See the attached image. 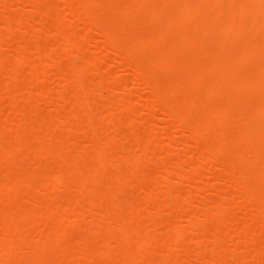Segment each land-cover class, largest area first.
Returning a JSON list of instances; mask_svg holds the SVG:
<instances>
[{"label": "bare ground", "instance_id": "bare-ground-1", "mask_svg": "<svg viewBox=\"0 0 264 264\" xmlns=\"http://www.w3.org/2000/svg\"><path fill=\"white\" fill-rule=\"evenodd\" d=\"M236 5L0 0V264H264Z\"/></svg>", "mask_w": 264, "mask_h": 264}, {"label": "rangeland", "instance_id": "rangeland-1", "mask_svg": "<svg viewBox=\"0 0 264 264\" xmlns=\"http://www.w3.org/2000/svg\"><path fill=\"white\" fill-rule=\"evenodd\" d=\"M252 1L253 0H237L236 5L238 11V73L240 81L246 83V85L250 87L258 88L264 83V28H261L256 35L250 34V22L252 15L248 11V8ZM228 2L230 3H226L230 4V10L227 11V14L231 16L233 13L232 7L234 5L232 6L231 1ZM226 20L227 19H225V21ZM231 34L232 33H230L227 38H229ZM231 37H233V35H231ZM252 54L255 55L253 59Z\"/></svg>", "mask_w": 264, "mask_h": 264}]
</instances>
